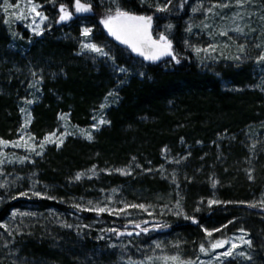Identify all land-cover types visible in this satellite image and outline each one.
Instances as JSON below:
<instances>
[{"label":"trees","instance_id":"trees-1","mask_svg":"<svg viewBox=\"0 0 264 264\" xmlns=\"http://www.w3.org/2000/svg\"><path fill=\"white\" fill-rule=\"evenodd\" d=\"M81 2L91 3L92 12L60 24L57 22L59 5L71 6L74 0H56L50 7V30L41 39L31 37L28 31L17 26L22 32L24 47L12 42L11 35L0 21V138L13 139L16 136L21 125L20 102L30 93L29 83L34 72L44 76L43 96L33 106L32 129L39 136L52 130L59 113L65 111L71 112L73 123L88 125L92 110L110 91H115L116 101L106 110L109 123L96 131L90 141L69 138L59 150L49 149L38 163L43 179L65 184L62 185L65 187L74 181L79 170L93 164L101 167L132 166L140 173L162 169L161 175L139 174L136 181L128 185L130 191L134 193L131 189H136L138 196L145 198L173 197V201L179 198L190 213L196 198L210 196L212 183L218 181L213 192L221 198L218 199L221 203L202 208L192 216L188 215L187 219H176L165 225L158 237L171 236L181 243L192 242L203 238L204 228H218L234 216L247 213L250 227L260 230L263 238L262 245H255L251 262L264 264V207H250L252 204L241 202L264 191V142L258 140L242 145L240 138L237 141H216L226 132L239 130L261 108L259 95L235 90L249 78V74L241 69L202 71L199 68L182 44L193 0H174V7L167 12L156 10L158 5L165 6V0H160L162 5H155V0L148 3L118 0L125 11L151 15L155 19L153 35L156 38L162 33L165 20L172 19L174 34H163L173 40L174 49L191 57L177 52L179 63L164 56L152 64L136 57L108 35L100 23L108 9L104 2ZM81 20L89 21L94 40L105 44L115 57V63L127 68V73L114 71L113 74L102 65L92 67L91 63L76 55L75 42L68 36H79ZM30 39L33 44L29 48L26 40ZM218 146H221L219 150ZM187 148L190 156L182 160L178 155ZM171 159L173 163L168 165ZM246 167L254 173L253 180L246 175ZM73 186L80 188V185ZM132 196L125 195L126 199H141ZM19 201L21 198L11 200L0 208V223L18 208ZM39 203L57 213H78L85 219L103 215L79 212L71 202L69 205L51 200ZM36 225L33 235L20 241L21 250L29 257L40 264L51 263L54 259L63 264H74L75 258L81 264H89L92 238L64 233L53 223L49 226L37 222ZM46 231L59 240L45 239L43 232ZM52 242L59 248H54Z\"/></svg>","mask_w":264,"mask_h":264},{"label":"rangeland","instance_id":"rangeland-1","mask_svg":"<svg viewBox=\"0 0 264 264\" xmlns=\"http://www.w3.org/2000/svg\"><path fill=\"white\" fill-rule=\"evenodd\" d=\"M100 1L104 2L108 8L114 7L113 0ZM155 1V5L160 3V0ZM173 1L174 0H171L169 3L168 0H165V5L168 9L174 7ZM33 2L40 5L38 10L48 17L44 24L41 25L44 29L42 35H35L32 28L28 27V25L32 23L30 16L23 21L15 20L14 16L9 19L13 9H10L8 14L4 13V0H0V21H2L8 33L11 35L12 42L23 45V47L25 46V41L22 37L21 30H19L17 26H20L23 31H28L31 37L41 39L45 32H49L52 24V10L50 7L55 4L56 0H33ZM143 2L148 3L149 0H143ZM8 3L13 5L19 3L25 14L27 13L26 5L28 4V0H8ZM218 4H228L229 6L213 7ZM160 5L162 4L160 3ZM68 7L69 10L74 12L73 5ZM209 8H212V13L207 11ZM193 9H197V11L194 12ZM16 11H20V9ZM85 14L89 13L76 14L74 12L73 18ZM103 18L104 17H102L101 20ZM5 20H9V23H4ZM70 21L62 23H69ZM37 23H39V18H37ZM204 24H208L210 27L205 28ZM236 26L242 27L244 32L236 33L232 31L231 29ZM85 27L92 29V33L89 37H84L82 35V30ZM221 30H227L228 35H219ZM161 31L165 34H174L175 24L173 20L170 18L165 20V23L161 26ZM79 33L78 37L68 36L75 42L77 47L76 55L82 58L84 62L91 63L92 67H99L98 65L106 66L111 73L115 74L113 70L114 65L111 60H105V58L99 57L96 53L87 50L82 51L81 45L89 41L105 47V51H109L105 44L94 40L93 27L90 26L88 20H81ZM166 36L168 37V35ZM168 39L172 42L171 50L175 57L173 58V56H170L171 58L176 61L178 59L176 56L177 52L189 56L187 53L180 52L179 49H174L173 40L169 37ZM32 40L33 39H30V41L26 40L29 48L33 44ZM182 44L185 46V49L190 51V55L193 56V60L202 71H211L220 68L233 70L241 69L246 71L249 74V78L245 80L241 86H237L235 90L238 92L247 90L259 95L261 108L257 111L254 118L236 132H226L219 136L216 141H237L240 138L242 140V145L258 140L264 142V62L258 60L259 56L264 54L263 0H245L242 7L237 6V0H193L190 15L186 20V29L182 38ZM210 44L217 46L215 52L196 53V48L206 49ZM238 45H245V51L243 53L238 51ZM221 53H223V55H221ZM110 55L112 56L111 52ZM237 55L240 56L239 60L232 59V57ZM115 65L117 64L115 63ZM128 71L127 69V72ZM116 73L120 72L116 71ZM52 78H54L53 74ZM43 79L44 76L42 73L34 72L29 83L30 93L27 98L20 102V109H24V111H21V125L16 136L13 139H0L10 142L20 141L21 136H23L22 143L26 141L28 144H38L46 135L53 132H56V137L53 139L60 137L65 131H67L69 135L63 137V143L59 144V146L56 143H47L42 150V155H36L35 152L26 151L23 147H13L11 143L7 146L0 145V161H2V163H0V185H4L0 187V208L11 200L21 198L18 208L12 211L10 217H8L6 221L0 223V264H40L39 261L29 257L27 253L22 251L20 244L21 240L33 235V230L38 227L36 225L37 222H40V225L46 224L49 226L53 223L55 227L57 226V228L64 233H73L78 236L86 235L85 238H92V243H90L92 245L90 246L93 248L90 249L91 254H88L89 257L87 259L89 264H165L159 257L174 255H179L182 259L193 261L199 257V260L204 261L205 264H221V261H223V264H255L251 262L255 253V245H262L261 241L263 238L260 230L250 227L248 223L249 215L247 213L238 214L227 223L215 228L220 229V231H214L211 239H230L237 244H241V247L234 250V255L235 252L243 251L247 256L251 257L250 260L239 256H236L235 259H225L221 257L220 260H216V253H211L209 255L200 253L199 245L202 242L205 243V247H208L206 234L199 240L195 239L192 240V242L186 243L178 242L171 236L158 237L160 234H158V232L162 233L163 229L166 228L165 225L173 223V221L178 218L187 219L186 217H188V215L191 214L192 216L193 213H197L201 211L202 208L208 207L209 200L218 201V199H221L217 193L213 192V190L217 188L219 182L213 187V183L211 185V181H208L211 185V192H209L210 196L196 198L195 205L192 209L193 212L190 213V210L185 208L179 198L174 201L172 200L173 197H164L163 199L145 198L139 197V192L136 189H131L134 193L130 191L128 185H130V182H135L139 174L145 176H152L154 174L161 175L162 169L140 173L132 166L101 167L93 164L88 168L79 170L77 174L83 173V175L79 180L74 179V181H70V183L67 184L68 186H65L67 188L62 186L65 184L57 183L54 180H44L41 176L42 174L39 170L38 163H41L47 151L49 149L59 150L69 138L88 140L86 135L82 134V130H84L85 133H90L93 138L94 133L107 124L105 123L99 125V127H93L101 118L107 121L106 110L116 101V93L115 91H110L113 95L109 96V92L102 99L98 107L92 110L88 125L82 126L73 123L71 120V112L65 111L59 113L56 125L52 130L44 132L39 136L32 129V123L34 121L33 106L43 96ZM28 101H32V103H28ZM102 104H104L105 107L101 108L100 106ZM61 116H65L66 118L61 119ZM29 117L30 122L26 125V120ZM29 137H34V141L30 140ZM219 148H221V146H218V150ZM249 148L248 146V149ZM37 150L39 151L40 149L37 148ZM188 150L187 148L180 152L178 157L182 160L185 157L188 158L190 156L188 155ZM250 151L254 154L253 149L250 148ZM262 151L264 152L263 149ZM25 156L28 157V160L21 163L20 159ZM168 163V165H171L173 159ZM93 168L95 169L94 172L92 171ZM117 169L127 170L131 174L123 175L118 172ZM246 169H248V174L246 173V175L251 174L254 179L255 176L250 170V167H246ZM242 170L245 172V167H243ZM114 177H117L115 178L116 180H113ZM73 185H80V188H73L75 187ZM23 192L28 193V195H21ZM34 192H40L42 195L39 197L35 196L33 195ZM127 193L130 196L134 194L136 198L141 199H126L125 195H128ZM250 196L247 198V201L241 202L258 206H261L262 202H264V191L260 194H253ZM42 200H51L62 204L67 203V205L71 202L74 205L79 204L81 207H88L89 201H91L93 205L100 204L101 206L108 205L117 208L122 207L121 201H123L125 203L145 204L148 206V211L130 209L131 215L129 216H115L104 213L103 215L101 214L102 217L85 219L78 213L60 214L54 210L44 208L41 205L42 203H39V201ZM37 201L38 203H36ZM177 202H179V208L176 206ZM159 203H164V205ZM197 208H199V211L196 210ZM79 212L96 214L90 211L79 210ZM149 212L152 213V215H149ZM177 212L180 214L177 215ZM13 213H15V215H13ZM23 213H27L28 215H22ZM144 221H148L149 223L145 225L143 223ZM130 222L140 223L142 227H148L150 231L147 234L142 233L140 236H136L135 234L132 236H118L114 233L105 231V229L112 227L120 231H132L133 233L139 231L135 229ZM65 225H71V227H66ZM125 225H127V228H125ZM155 225H160L162 227L159 230H152ZM240 229L244 230L243 233ZM43 234L46 236V238H43L47 240H59L54 234L47 231L43 232ZM241 235H244L245 239L251 241V246L242 244L239 239ZM52 243L54 248H59L55 245V242ZM57 243L59 242L57 241ZM157 244L160 245L159 248L156 247ZM226 247H230V244ZM224 250L225 249H217L216 252L218 253ZM73 261L74 264H81L78 258H75ZM46 264L63 263L58 259H54L51 263ZM168 264H172V262L169 261ZM197 264H199V261H197Z\"/></svg>","mask_w":264,"mask_h":264},{"label":"snow or ice","instance_id":"snow-or-ice-1","mask_svg":"<svg viewBox=\"0 0 264 264\" xmlns=\"http://www.w3.org/2000/svg\"><path fill=\"white\" fill-rule=\"evenodd\" d=\"M170 3L171 0H168ZM245 0H237V6L242 7ZM114 7H109L107 9V14L104 16L102 20H100V23L103 25V27L107 30L108 35L113 37L116 41H119L121 44L128 46L133 52L137 53L138 55L144 57L147 60L150 61H158L161 59V57L164 56H173L172 53V42L168 39L166 35L163 33H159L158 38H153L152 34V20L153 17L150 15H136L133 13H130L128 11L123 10L118 0H113ZM182 6V5H181ZM228 4H218L214 5L213 7H228ZM74 12L76 14L81 13H90L92 12V5L91 3H84L81 2V0H74ZM27 13L25 14L24 10L21 9V6L19 3L16 5L8 3V0H4L3 4V11L4 13L8 14L10 9H13L9 19L14 16L15 20H26L31 17L32 23L28 25V27L32 28V31L35 35H42L44 29L41 27V25L44 24V22L48 19L46 15H44L43 12L39 11L40 5L33 2V0H28V4L26 5ZM17 9H20V11H16ZM159 12H167L168 8L167 6H157L156 8ZM193 11H197V9H193ZM209 13H212V8H209L207 10ZM74 12L72 10H69V7L66 4L61 3L59 5V17H58V23L70 21L73 19ZM239 15V14H237ZM37 18H39V23H37ZM4 23H9V20H5ZM205 28L210 27L208 24H204ZM190 30V29H189ZM232 31L236 33H243L244 29L240 26H236L235 28L231 29ZM254 31V29H253ZM92 33V29L89 27H85L82 30V35L84 37H89ZM219 35L227 36L228 31L227 30H221L219 32ZM82 51L87 50L92 53H96L97 56L105 58V60H111L114 68V71H118L120 73H126L127 69L120 67L118 65H115V57L110 55V51H105V47H102L94 42H86L81 45ZM217 50L216 45H209L208 48L202 49V48H196L195 51L197 54H200L201 52H215ZM238 51L243 53L245 51V45H238ZM223 55V53H221ZM173 58H175L173 56ZM232 59L239 60L240 56L237 55L235 57H232ZM258 60L260 62H264V54L260 55ZM180 61L177 59L176 63H179ZM140 75H143V73H140ZM113 95V93H109V96ZM28 103H32V101H28ZM101 108L105 107L104 104L100 106ZM23 112L24 109H21ZM65 116H61V119H65ZM95 119V117H94ZM30 122V117L26 120L27 123ZM105 123H109L105 119L101 118L99 119L98 123L96 125H93V127H99V125H103ZM25 125V126H26ZM82 134L86 135V138L88 140L92 139V136L90 133H85L84 130H82ZM69 135L67 131L63 132L60 137H57L56 139H53L56 137V132L50 133L46 135L43 140L37 143L28 144L26 141L21 142L23 140V136H21L20 141H5L0 139V145L7 146L8 144H12L13 147H23L26 151L35 152L36 155H42V150L45 147L47 143H56L58 146L59 144L63 143V137ZM30 140L34 141V137H29ZM37 148L40 150L38 151ZM190 155V153H189ZM187 157H185L186 159ZM28 160V157L25 156L20 159L21 163H24ZM133 160H135V157H133ZM179 163V161H176ZM2 163V161H0ZM139 167V165H137ZM92 171L94 172L95 169L93 168ZM118 172H120L123 175H130L131 173L124 169H117ZM83 173H78L75 177L76 180H79ZM249 179H253L251 174H249ZM216 183L218 181L213 182V187L216 186ZM4 185H0V187H3ZM115 191V190H113ZM23 196H27L28 193L23 192L21 193ZM33 195L35 196H41L42 194L40 192H34ZM221 203L217 200H209L208 204H218ZM122 207H110L108 205L101 206L100 204L93 205L91 201H89L88 207H81L79 204L73 205L77 210L80 211H90L95 212L97 215H101L104 213H108L109 215H115V216H129L131 215L130 209H140L145 212L148 211V206L145 204H136V203H125L121 201ZM177 208L180 207L179 202H177ZM250 207H256L255 204L249 205ZM262 207H264V202H262ZM199 211V208L196 209ZM177 215L180 213L177 212ZM15 215V213H13ZM22 215H28L27 213H23ZM149 215H152V213L149 212ZM188 218V217H186ZM197 222V221H193ZM133 224L135 229H138L139 231H136L133 233L132 231H120L119 229L112 227L105 229L107 232L114 233L118 236H132L135 234L136 236H140L142 233L147 234L150 229L148 227H142L140 223L130 222ZM145 225H147L149 222L144 221ZM198 223V222H197ZM66 227H71V225H65ZM162 226L155 225L152 230H159ZM125 228H127V225H125ZM204 233L206 234L207 238V244L208 247H205V243H201L199 245V251L200 253H203L205 255H209L211 253H216L215 259L220 260L221 257H224L225 259L233 258L235 259L236 256L244 257L245 259H251V257L247 256L245 252L239 251L235 252L234 250L241 247V244H237L236 242L230 240V239H211L213 236L214 231H220V229H213L209 230L207 228L203 229ZM240 231L243 233V229H240ZM102 238V237H101ZM242 244H247L251 246V241L244 238V235H241L239 237ZM230 244V247H226ZM157 248L160 247L159 244L156 245ZM217 249H225L222 252H216ZM151 259V258H149ZM159 259H162L165 264H168L169 261L172 262V264H197V261H199V264H205L204 261H200L199 257L196 258L195 261L193 260H185L182 259L179 255L174 256H164L159 257ZM221 264H223V261H221Z\"/></svg>","mask_w":264,"mask_h":264},{"label":"water","instance_id":"water-1","mask_svg":"<svg viewBox=\"0 0 264 264\" xmlns=\"http://www.w3.org/2000/svg\"><path fill=\"white\" fill-rule=\"evenodd\" d=\"M128 12L133 13V14H136V15H149V14L135 13V12H131V11H128ZM150 16H151V15H150ZM154 25H155V19L153 18V20H152V34H153V28H154ZM153 38H156V37L153 35ZM118 43H119L120 45H122L123 47H125L126 49H128L133 55H135L136 57L142 59V60L145 61L146 63L152 64V63H156V62L159 61V60H158V61H150V60H147V59H145L144 57H142V56L138 55L137 53L133 52L128 46L121 44L119 41H118Z\"/></svg>","mask_w":264,"mask_h":264}]
</instances>
